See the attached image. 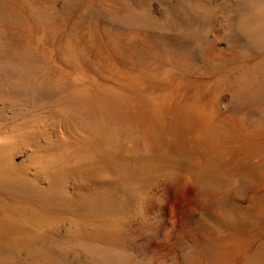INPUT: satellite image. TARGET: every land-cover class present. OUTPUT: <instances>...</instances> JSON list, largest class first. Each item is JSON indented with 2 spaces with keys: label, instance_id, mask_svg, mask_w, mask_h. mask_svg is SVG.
Masks as SVG:
<instances>
[{
  "label": "rangeland",
  "instance_id": "1",
  "mask_svg": "<svg viewBox=\"0 0 264 264\" xmlns=\"http://www.w3.org/2000/svg\"><path fill=\"white\" fill-rule=\"evenodd\" d=\"M261 19L0 0V264H264Z\"/></svg>",
  "mask_w": 264,
  "mask_h": 264
},
{
  "label": "bare ground",
  "instance_id": "2",
  "mask_svg": "<svg viewBox=\"0 0 264 264\" xmlns=\"http://www.w3.org/2000/svg\"><path fill=\"white\" fill-rule=\"evenodd\" d=\"M263 17V16H262ZM258 18V17H257ZM259 19V18H258ZM262 21V22H261ZM261 21L259 20H257L256 21V27L258 28V26L260 25V22H261V26L259 27L260 28V30H261V28L262 29H264V20H262L261 19ZM263 69V68H262ZM257 82H258V84H259V87H260V89H262V91L264 92V86L262 85V83L257 79ZM262 132H260V131H258V130H253L252 131V136L250 137L251 139H254V143H255V141H256V145L258 146V140H262L261 138H259V136L258 135H260ZM238 139L240 140V141H245V137H244V133H241V134H239V136H238ZM232 147H236V144H235V142L234 143H232L231 145H229L227 148H225V149H231ZM258 147H261V148H263V146L262 145H259ZM235 149V148H234ZM233 150V149H232ZM222 152V151H221ZM223 162V161H222ZM214 167V166H213ZM217 169V168H216ZM228 169V168H227ZM226 169V170H227ZM226 172V171H225Z\"/></svg>",
  "mask_w": 264,
  "mask_h": 264
}]
</instances>
